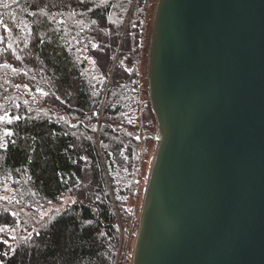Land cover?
I'll return each instance as SVG.
<instances>
[{
    "label": "trees",
    "instance_id": "1",
    "mask_svg": "<svg viewBox=\"0 0 264 264\" xmlns=\"http://www.w3.org/2000/svg\"><path fill=\"white\" fill-rule=\"evenodd\" d=\"M147 1L0 0V116L11 120L0 121V183L31 210L74 200L9 244L0 238V264H117L139 134L158 137L146 104L141 125L125 65L142 48ZM16 224L0 206V226Z\"/></svg>",
    "mask_w": 264,
    "mask_h": 264
},
{
    "label": "water",
    "instance_id": "2",
    "mask_svg": "<svg viewBox=\"0 0 264 264\" xmlns=\"http://www.w3.org/2000/svg\"><path fill=\"white\" fill-rule=\"evenodd\" d=\"M147 82L130 264H264V0H156Z\"/></svg>",
    "mask_w": 264,
    "mask_h": 264
},
{
    "label": "rangeland",
    "instance_id": "3",
    "mask_svg": "<svg viewBox=\"0 0 264 264\" xmlns=\"http://www.w3.org/2000/svg\"><path fill=\"white\" fill-rule=\"evenodd\" d=\"M155 3L156 0H149L143 7L139 9L140 13L143 12L142 28L139 34L142 48L140 51H137V56L132 57L131 59H129L128 62L125 61L126 67L131 72L137 75L135 86L136 90H134V93L136 94L137 105L139 106L136 113L139 115V117H141V125H143V122L145 120L143 113V104H146L147 108H150L147 82V53ZM139 10L137 11V13H139ZM130 19V16L127 15L126 20L129 22ZM134 19H137V16H135ZM131 60L133 61V63H131ZM89 65L92 67L91 61H89ZM146 121L149 122L148 119ZM153 135L156 137L158 136L157 129L154 130L153 128ZM139 136L142 138V143L138 148L139 160L138 166L136 168L137 174L135 172L136 175L134 177V188L130 192V196L128 198L126 206L127 212L131 214L133 218V224L128 227V230L126 232L127 234L121 238V243L117 255V264H130L131 262L135 232L138 225V218L142 204L144 189L147 183L148 175L150 172L152 160L157 145V143H155L156 141H143L144 135L142 133H140ZM20 202L21 201H19V197L15 196L10 182L4 179L3 182L0 183V206L4 210L10 211L17 219V224L12 229L0 226V228L5 229V231L0 232V238L2 239V237H5V241H7L8 244L10 241H8L7 239L12 240L11 237L13 236L16 239L20 235L27 234L30 230L29 228L35 226L36 221H41L50 213L72 205L74 200L71 198L70 195L64 194L58 203H41L34 210L26 208V206L22 205ZM134 224L136 225L135 228L132 227V225Z\"/></svg>",
    "mask_w": 264,
    "mask_h": 264
},
{
    "label": "snow or ice",
    "instance_id": "4",
    "mask_svg": "<svg viewBox=\"0 0 264 264\" xmlns=\"http://www.w3.org/2000/svg\"><path fill=\"white\" fill-rule=\"evenodd\" d=\"M0 23H3V21H0ZM6 30H8L7 28H6ZM4 120H7L8 122H11V120L8 118V117H6V116H0V121H4ZM6 135H11V133H5ZM3 231H5V229L4 228H0V232H3ZM12 239H15V237L13 236V237H11ZM5 243H7V241H4Z\"/></svg>",
    "mask_w": 264,
    "mask_h": 264
}]
</instances>
